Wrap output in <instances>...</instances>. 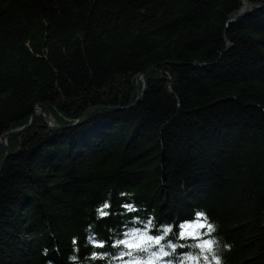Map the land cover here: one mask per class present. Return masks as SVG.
I'll use <instances>...</instances> for the list:
<instances>
[{"label":"trees","instance_id":"trees-1","mask_svg":"<svg viewBox=\"0 0 264 264\" xmlns=\"http://www.w3.org/2000/svg\"><path fill=\"white\" fill-rule=\"evenodd\" d=\"M262 2L0 0V264H264Z\"/></svg>","mask_w":264,"mask_h":264},{"label":"water","instance_id":"water-1","mask_svg":"<svg viewBox=\"0 0 264 264\" xmlns=\"http://www.w3.org/2000/svg\"><path fill=\"white\" fill-rule=\"evenodd\" d=\"M262 5H264V2H262ZM237 16H238V15H237ZM232 20H233V19H232ZM145 71H146V69L140 71V72L136 75V81H138L139 79L142 81ZM141 93H142V92L140 91V92L138 93V96H139ZM90 110H91V109L85 111V112L83 113L82 116H84L85 114H87ZM36 111H40V108L37 107V106L34 107L33 113H35ZM30 119H31V118H30ZM30 119H29V121H28L24 126L18 128V129H15V130H9V131L4 132V133L1 134L0 145L3 146L5 153H4L3 158L0 160V168H1V166L3 165V163H4V161H5L6 155L8 154V148H7L6 144H5V137H6L7 135H9V134L20 133L21 131L25 130V128L28 126V124H29V122H30ZM46 123H47V125H48L50 128H53V129L58 128V126L52 124V122L50 121V119H49L48 117H46Z\"/></svg>","mask_w":264,"mask_h":264},{"label":"snow or ice","instance_id":"snow-or-ice-1","mask_svg":"<svg viewBox=\"0 0 264 264\" xmlns=\"http://www.w3.org/2000/svg\"><path fill=\"white\" fill-rule=\"evenodd\" d=\"M105 207H107V204H105ZM130 207V206H129ZM105 215H106V213H104ZM200 215H202V213L200 214ZM187 227H193V225H187ZM189 234H191V233H189ZM134 235V234H133ZM148 240H152V238L151 237H148L147 238ZM162 239V237H157L156 239H155V243L156 244H159L160 243V240ZM121 243H127L126 241H121ZM130 246H133V245H130ZM135 247H137V248H139L140 247V245H134ZM167 253H165V255H166Z\"/></svg>","mask_w":264,"mask_h":264},{"label":"clouds","instance_id":"clouds-1","mask_svg":"<svg viewBox=\"0 0 264 264\" xmlns=\"http://www.w3.org/2000/svg\"><path fill=\"white\" fill-rule=\"evenodd\" d=\"M226 247H228V246H226ZM214 258L216 259V264H222V261L218 257H214Z\"/></svg>","mask_w":264,"mask_h":264},{"label":"rangeland","instance_id":"rangeland-1","mask_svg":"<svg viewBox=\"0 0 264 264\" xmlns=\"http://www.w3.org/2000/svg\"><path fill=\"white\" fill-rule=\"evenodd\" d=\"M52 122V121H51ZM53 124V123H52ZM53 125H55V124H53Z\"/></svg>","mask_w":264,"mask_h":264}]
</instances>
